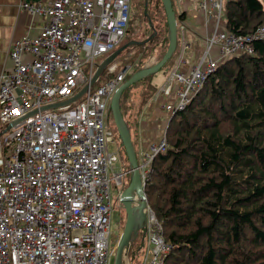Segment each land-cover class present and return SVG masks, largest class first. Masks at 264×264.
<instances>
[{
  "label": "built area",
  "instance_id": "1",
  "mask_svg": "<svg viewBox=\"0 0 264 264\" xmlns=\"http://www.w3.org/2000/svg\"><path fill=\"white\" fill-rule=\"evenodd\" d=\"M226 1L199 0L211 32L189 73L181 71L184 55L170 71L169 118L187 109L219 65L264 41V24L246 35L227 30ZM20 8L44 25L13 43L12 66L0 78V264H112L113 188L121 195L131 171L114 172L120 154L110 148L106 112L139 62L115 60L108 75L91 80L97 60L130 36L134 0H26ZM167 147L165 132L138 156L143 183ZM146 232L144 264H162L171 247L150 207Z\"/></svg>",
  "mask_w": 264,
  "mask_h": 264
},
{
  "label": "trees",
  "instance_id": "2",
  "mask_svg": "<svg viewBox=\"0 0 264 264\" xmlns=\"http://www.w3.org/2000/svg\"><path fill=\"white\" fill-rule=\"evenodd\" d=\"M176 14L179 25L186 14ZM224 16L229 32L251 34L264 24V0L226 1ZM166 26L168 31V21ZM143 59L133 61L138 69ZM152 77L124 92L121 109L129 92ZM147 84L150 95L158 91ZM144 94L141 107L151 97ZM166 142L145 183L149 207L171 247L162 264H264V41L255 44L254 56L217 67L187 109L169 119ZM147 254L145 229L131 245V264H144Z\"/></svg>",
  "mask_w": 264,
  "mask_h": 264
},
{
  "label": "crops",
  "instance_id": "3",
  "mask_svg": "<svg viewBox=\"0 0 264 264\" xmlns=\"http://www.w3.org/2000/svg\"><path fill=\"white\" fill-rule=\"evenodd\" d=\"M23 1L26 0H0V78L4 69L12 66L8 52L13 43L25 35L39 34L44 25L41 20L32 19L22 11L20 6ZM173 1L174 6L178 5V14H186L185 19L178 25L179 45L173 61L184 55L187 61L181 71L189 73L205 51V38L211 32L212 26H206L205 17L198 8L199 0ZM164 76L165 84L160 86L151 79L152 85L158 88V91L150 95L145 105L141 107L142 93L135 95L128 103L130 110L126 117L138 155L149 151L151 145L161 142L168 126L170 118L165 105L175 101L176 90L174 89L170 96L164 93L167 72H164Z\"/></svg>",
  "mask_w": 264,
  "mask_h": 264
},
{
  "label": "water",
  "instance_id": "4",
  "mask_svg": "<svg viewBox=\"0 0 264 264\" xmlns=\"http://www.w3.org/2000/svg\"><path fill=\"white\" fill-rule=\"evenodd\" d=\"M38 2V0H34ZM167 15L168 30H169V47L165 55L153 66L144 67L135 72L115 93L111 100L110 110L113 115L114 124L118 136L125 148L131 171V182L128 188L121 195V203L126 211V224L117 245L115 262L114 264H127L125 260L132 243L139 237V232L147 228L148 224V209L149 203L145 193V183H143L140 160L136 152L131 130L124 119L121 109V99L126 90L141 82L145 78L159 73L165 65L172 59L178 47V18L174 9L172 0H161ZM149 40L142 42H129L128 44L119 48L99 66L91 80V85H94L97 80L102 76L106 68L113 63L126 49L132 46L146 45ZM88 90V86L79 94L78 97L70 101L74 102L79 100ZM57 107V106H54ZM126 123V130L122 128V124ZM10 129V128H8ZM129 264V263H128Z\"/></svg>",
  "mask_w": 264,
  "mask_h": 264
},
{
  "label": "rangeland",
  "instance_id": "5",
  "mask_svg": "<svg viewBox=\"0 0 264 264\" xmlns=\"http://www.w3.org/2000/svg\"><path fill=\"white\" fill-rule=\"evenodd\" d=\"M134 2H136V4L134 5L135 14H134V19H133V27L131 29V34L129 38H127V40L121 42L118 45L117 49L114 52H116L122 46L128 44V42H142V41L149 40V38L150 39L154 38L152 41H150L151 43L148 42L145 46L129 47L122 54H120V56L117 58V61H116V62H120L123 65H125V64L135 61L137 58L143 59V56H145L149 52L148 53L150 55L149 58L143 59L146 65H144L145 64L144 63L143 66L140 68V69H144V67L153 66L154 63L160 62L165 52H167L169 30L167 31V26H166L167 20H166L165 11H164L161 0H135ZM174 8L175 10L178 9V5L174 6ZM147 9L148 11H145ZM224 22H225V19H223L222 24ZM149 26H153L154 29L149 28ZM158 35H160L159 38H158ZM178 45H179V41H178ZM157 51H159L160 53L159 54L156 53ZM113 53H110V55ZM103 61L104 59H98L97 63L100 64ZM175 62L176 61H174L172 65L169 64V66L164 67L159 73L153 75L154 76L152 77L153 81L156 83L157 86L165 84L164 72H167L166 85H165L167 87V85L170 82L169 74H170V71L173 69ZM150 81L151 80L147 81V83ZM147 83L139 84L138 86H136L134 89H132L129 92V96L125 98L124 107L122 108V112H123L126 123H128L127 117H126L127 112H128L126 108L127 104L130 101H132L134 96L137 95L138 93H142L141 95L142 100H144V98L146 97V95L144 94L145 92H147V96L150 95L151 88L149 87V84ZM73 106H76V104H74ZM106 113H107L106 122H107L110 132L113 135V141H112V144H110V148L118 151L120 154L119 162L114 165L115 167L114 172L116 173L117 171H120L123 165L125 166L126 171H130V168L126 169V167L129 164L127 163L128 158H127L125 148L118 136V133H117V130L114 124L113 115H111L110 110H108ZM130 182H131V175L127 176V179L124 181V187L123 189L122 188L120 189V191L122 190V193L128 188ZM113 190H114L113 207L115 211H114L113 218H112V236L110 239V244H111V248L113 249V251H115V254H116L117 245L119 243L122 232L125 228L127 216H126V211L124 209V206L121 203L122 193L119 196L116 195L117 193L116 191L118 190V188L115 189V186ZM150 251L152 253L151 249ZM125 260H127L126 261L127 264L128 263L131 264L130 262L131 258L129 257V252ZM114 262H115V258L112 260V264H114Z\"/></svg>",
  "mask_w": 264,
  "mask_h": 264
},
{
  "label": "bare ground",
  "instance_id": "6",
  "mask_svg": "<svg viewBox=\"0 0 264 264\" xmlns=\"http://www.w3.org/2000/svg\"><path fill=\"white\" fill-rule=\"evenodd\" d=\"M229 1V0H228ZM226 3V2H225ZM257 42H261V40H257V41H255V42H253V54H251V56H254L255 55V44L257 43ZM122 128H124L125 130H126V123H123L122 124ZM125 258H126V255H125Z\"/></svg>",
  "mask_w": 264,
  "mask_h": 264
}]
</instances>
